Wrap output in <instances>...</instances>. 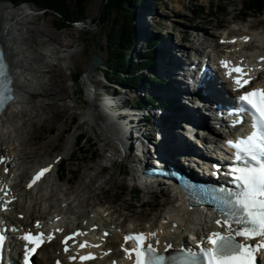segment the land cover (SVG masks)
<instances>
[{"label": "rangeland", "instance_id": "rangeland-1", "mask_svg": "<svg viewBox=\"0 0 264 264\" xmlns=\"http://www.w3.org/2000/svg\"><path fill=\"white\" fill-rule=\"evenodd\" d=\"M102 1L87 0V5H85L87 19L80 24H72L65 28L59 27L50 12L36 11L33 6L28 4L29 9L26 12L28 13L26 17L28 23L23 26L25 28L21 32L17 33L18 47H22L27 54L30 52L33 54L36 51L44 56L45 61L53 66H59V71L54 68V73H43V75H46V80L51 79L52 75L57 77L58 82L55 83L54 88L61 97L56 99L50 97V99L41 96L40 100L47 106H50V102H54L60 107L71 106L73 109L63 115H57L50 111L41 112L34 119L38 125L35 130H31L27 124L23 125L25 119L21 118L6 126L9 130H14L17 133L18 145L29 141L26 148L23 146L17 148V153L21 156V160L18 161L19 171L17 173L14 169L15 175L11 179L19 186L18 190L22 189L30 172L38 166L46 165L56 159L39 187L31 191L34 197L45 194L49 198L47 203L41 202V207H38L34 213L41 215L44 205L48 206L50 202L55 201L56 197L66 200V194L75 193L83 187L82 183L87 184L96 173L100 172V176L84 192L85 196H80V200L85 198L83 201L87 202H82L81 210L86 213L96 205L97 208L100 205L101 207H111V209H117L120 212V219L125 220L123 225L125 228L133 227L145 230L148 225L157 224L166 214L173 202L171 195L168 194V191L158 187L145 186L144 179L141 180L144 177L140 179L138 176L135 178L132 176L130 168L134 166L129 163L132 160L127 161L120 154L113 157L112 148L104 147L105 143L100 141L103 136L99 135L98 124H108L106 119L101 122L93 117L84 123L81 121L90 112L99 113L98 110L103 108L102 105L105 101L110 100V96H115L114 100L121 108L135 104L144 106L142 103H137L140 97L147 101L151 99L160 103L165 98L161 97L158 91L166 87L157 84L150 88L133 86L122 88L118 84L108 86L105 83L100 67L105 60V29L94 22L99 17ZM146 1L149 4L135 11L138 36L130 53L135 54L138 59L144 44L143 39L145 41L152 38L156 40L154 45L159 48L162 55L154 58L150 68L141 67L139 70L148 78L162 76L152 72L159 59L170 60L171 56L181 59L188 54L191 58L190 47L192 44L198 46L203 37H206L212 45L217 46L214 52L212 48H208V45L211 44L203 45V49L207 50L206 53L212 52L220 56L227 53L225 47L220 45V39L224 32H228L229 37L251 33L264 34V7L259 13L249 12L242 17L240 0H230L224 4L218 0ZM221 4L224 5L223 13L217 11V7ZM48 32L60 34L62 44L69 45V47L61 49L60 45L50 43L46 38ZM165 42L174 45L176 49H171L170 52L168 49H164ZM256 44H251L248 50L256 49L259 45ZM5 49L3 50L6 53ZM5 55L7 56V53ZM91 70L93 71L91 72ZM74 74H80V76L73 82L70 77ZM29 78L34 87L42 92V87L38 85L40 78L37 74L31 73ZM85 78L88 81L83 83ZM104 86L109 89L107 90L108 96L103 92L105 91ZM28 96L29 94L18 92L16 99H19L23 104L18 105L15 110L22 109L28 115L27 119H30V112L33 110L31 106L26 105L29 101ZM145 105H153L161 110L172 106L171 103L161 106L154 102L152 104L145 103ZM183 130L179 129L181 133H184ZM78 135L83 137L80 144H77ZM31 139L32 143H30ZM23 148L26 153L28 152V155L24 154ZM128 150L129 155L134 151L131 152L129 147ZM85 151L94 152V159H89ZM169 153L175 157L174 152L170 151ZM192 165L193 163H191ZM129 166L130 168H128ZM22 192L24 191L17 192V195H21L18 201L23 202L24 210L30 211L34 203L30 197L23 196ZM136 192L138 193L137 198L134 195ZM165 200L166 202H164ZM18 209V211H22V209ZM22 215L19 214L16 218L18 219Z\"/></svg>", "mask_w": 264, "mask_h": 264}, {"label": "bare ground", "instance_id": "bare-ground-1", "mask_svg": "<svg viewBox=\"0 0 264 264\" xmlns=\"http://www.w3.org/2000/svg\"><path fill=\"white\" fill-rule=\"evenodd\" d=\"M0 6V46L3 49L6 48V57H8L7 61L12 71L15 90L19 93L29 94V101L26 105L31 106L33 110V112H30V119H27L28 115L22 109L15 110L18 105L23 104L17 99L8 105L0 115V155L4 158V163H0V186L3 188V191H0V205H3V201L8 198H12V202L6 205L8 210L0 216V220L3 223L12 224L15 228L13 235L7 238V245L12 254L13 264H19L17 262L21 254L19 232L23 230L34 233L38 229L43 228V230H47L53 235L52 241L40 246L34 255L33 260L37 264H51L55 257L60 259L62 264H78L75 261H70L69 257L75 254H78V256L86 255L89 252L95 255L96 259L86 264H110L112 260L115 262L119 260L120 252L118 248L123 245L122 234L126 232L129 233L137 230L144 233L156 232L157 237L149 240V242L156 246L158 251H162L166 243H170L172 249H178L180 245L187 244L193 238L199 241V237L203 232L213 229L212 219L208 218V216H197L195 210L185 205L178 192L171 195L173 202L160 221L157 224L148 225L145 230L133 227L125 228L123 226L125 220L123 218V220L120 219V212L117 209H111V207H101L100 205L97 208L96 205V207L84 213L81 210V205L86 201H83L85 198L80 200V196H85L84 192L96 181L100 176V172L96 173L87 184L82 183L83 187L79 188L75 193L66 194V200L56 197L55 201L50 202L48 206L44 205L42 207L43 211L41 215L34 214L37 208L41 207L40 203H47L49 198L45 194H39L38 197L32 196L31 191L36 190L40 183L31 190L25 189V186L18 190L19 186H17L15 181H12L11 178L15 175L14 169L18 173V161L21 160V156L17 153V148L19 146L25 147L29 141L27 140L25 143L18 145L17 133L14 130H9L6 126L12 121L16 122L21 118L25 119L23 125L27 124L31 130H35L38 125L34 119L41 112L46 113V111H50L57 115H63L72 111L73 108L71 106L60 107L54 102H50V106H47L40 100L41 96L52 97V99L61 97L60 93L54 88L55 83L58 82L57 77L52 75L51 79L46 80V75H43V73H54V68L56 71H59V66H53V64L45 61L44 56L36 51L33 54L31 52L27 54L22 47H18L17 33L21 32L25 28L23 26L28 23L26 22L28 5L22 4L19 7H14L8 3H2ZM243 37L249 38L247 42L242 39ZM46 38L50 43L60 45L61 49L69 47V45L65 46L62 44L60 34L58 33L48 32ZM230 39H233L235 43H229ZM221 40L224 41L223 45L227 50L226 54L220 55L221 57L212 52L206 53L207 50L203 49V45L209 43L206 37L200 39L198 46L192 44L190 47L191 52L194 56L206 58L209 64H213L215 68L211 71L210 76L214 75L217 78L220 75L218 70L220 60H231L234 63L243 61V65L248 68L254 67L253 69L258 72L247 89L264 88V63L260 62V58L264 57V34L251 33L229 37L228 32H226L222 34ZM253 43L259 45L256 44L258 47L249 51L248 48ZM163 48L168 49L169 52L171 49H176L169 42H165ZM208 48H212L214 51L217 46L211 44L210 46L208 45ZM189 56L188 54L181 59L177 56H171L170 60L165 61L159 59L152 69L153 74L158 73L162 75L168 82L166 88L160 89L158 94L164 98L172 97L175 101L172 108L161 110L153 107V105H145L147 102L144 103V106L135 104L133 105L134 107L131 105L121 108L114 98H110V100L105 101L102 105L103 108L98 110L99 113L90 112L81 121V123H84L93 117L99 119L101 122L105 119L108 121L106 125H104L105 123L98 124L100 129V134H98L103 136V139H100V141L105 143V148H112L113 157L116 154H120L127 161L132 160L129 163L134 166L130 168L134 178L138 176L141 179L142 177L139 166L145 165L148 169H155L158 168L154 166L156 163L164 165L168 162L183 172L189 171L191 163H195L193 152L196 151L191 142H197L196 138L200 135L203 136L202 133L208 128L200 124L201 121L204 118L208 120H216L218 118L216 114L207 118L203 113V109L204 111H210L213 108L209 106L210 101H212L211 105H213V102H216L215 99L222 101L221 98H223L219 92H214V88L209 83L210 80L203 81L200 86L195 85V87H200L204 91V96H199L197 91H193L190 94L184 90L186 86L183 83L184 80L181 74L184 66H186V62L190 61ZM36 61L38 62L37 64ZM31 73L37 74L40 78V80L38 79V85L42 87V92L32 84V80L29 78ZM222 79L223 82L221 81V83L223 84L226 81V77L223 76ZM85 81H88V79L85 78L82 82L84 83ZM224 87H226L225 84H223ZM203 98L205 103L203 102ZM109 108L112 109L111 113L108 111ZM179 129H182L184 133H181ZM208 132L216 134L215 130L208 129ZM30 143H32V139ZM135 146H138L137 150L140 152L137 157L132 152ZM204 146L211 150L215 149L214 145L209 146L208 143H205ZM128 147L132 152L130 155ZM24 150L23 148L24 154L28 155V152L26 153ZM170 151L175 152V157L174 155H170ZM55 160L42 166H50L51 168ZM57 160L60 161V159ZM5 169H7V172H5ZM209 177L212 178L211 176ZM5 185L7 186L6 188H4ZM155 186H158V184ZM160 189L167 191L164 188ZM20 190L24 191L22 192L23 196L30 197L34 203L30 211L24 210L23 202L18 201L21 195H17V192H20ZM5 192L8 195L4 197L3 194ZM86 200H89L88 197ZM18 208L22 209V211H18ZM19 214L23 215L20 219H17L16 216ZM202 218L203 222L201 221ZM32 219L35 220L29 222ZM34 222L39 223L40 227H34ZM173 224L176 225L175 228L172 227ZM57 229H61L62 231H57ZM77 232L86 233V235L75 236L67 242L68 251H62L61 246L65 244L61 245L60 240L64 238V235ZM105 232L108 233L107 236L104 235ZM156 239L160 241L158 246L156 245ZM84 241L90 244L98 243L99 247H86L84 251L77 249L79 244ZM74 242L76 243L75 245H73ZM247 242L257 244L260 240H249ZM106 252L108 255H105ZM258 252L260 253L258 264H264V250Z\"/></svg>", "mask_w": 264, "mask_h": 264}, {"label": "snow or ice", "instance_id": "snow-or-ice-1", "mask_svg": "<svg viewBox=\"0 0 264 264\" xmlns=\"http://www.w3.org/2000/svg\"><path fill=\"white\" fill-rule=\"evenodd\" d=\"M242 39L247 42L249 38ZM228 42L235 43L234 40ZM260 62L264 63V57L260 58ZM219 63L225 69V77L231 80L233 90L240 93L238 111L247 112L251 117V131L246 136L227 142L234 149V161L238 162L234 163L228 172L236 190L221 187L217 190L219 194L214 197L219 205L217 210L223 217V220H216L215 223L225 230L223 233L211 231L204 241L196 245L197 251L182 247L175 254L167 256L159 252L152 243L147 242L157 237L156 232L126 235L125 243L131 242L134 247L129 249L122 245V250L125 258L132 261V264H255V253L264 250V88L256 87L241 92V89H246L254 79L250 75L253 69L244 66L243 61L234 63L230 60H220ZM11 83L7 65L0 57V105L13 99ZM240 122L236 121V123ZM0 163H4L3 157H0ZM48 171L50 166L38 171L28 187L31 188ZM217 171H219L218 168ZM6 187L5 185L4 188ZM0 191H3V188H0ZM4 195L7 196L8 193L5 192ZM10 202V200L4 201L0 209L7 210L6 205ZM233 224L240 227L233 228ZM36 227H40L39 223ZM172 227L175 228L176 225L173 224ZM57 231L62 230L57 229ZM80 235H86V233L77 232L72 236H66L62 243L67 245L69 240ZM104 235L107 236L108 233L105 232ZM237 237H242L244 242H238ZM257 238L260 240L257 244L247 243ZM3 239L0 236V245ZM22 239L29 245L24 252V264H29L30 257L36 249L45 242V239L51 240L53 236L48 234L45 237L43 232L36 234L29 232L25 233ZM159 244L160 241L156 239V245ZM205 244L208 246H203ZM86 247H99V245H93L87 241L79 244L81 249ZM171 249L172 245L166 243L164 252H169ZM64 250L68 251L67 246ZM105 255L108 253L106 252ZM70 258L76 259V257ZM93 259L96 257L91 252L79 256L81 264ZM113 264L116 262L113 261Z\"/></svg>", "mask_w": 264, "mask_h": 264}, {"label": "trees", "instance_id": "trees-1", "mask_svg": "<svg viewBox=\"0 0 264 264\" xmlns=\"http://www.w3.org/2000/svg\"><path fill=\"white\" fill-rule=\"evenodd\" d=\"M159 1V0H156ZM222 4L230 0H218ZM2 3H8L11 6L19 7L22 3L30 4L36 11L50 12L59 24V27H67L72 24H80L85 19V5L87 0H0ZM241 16L250 13H259L264 7L263 0H240ZM146 0H103L100 8L99 17L96 22L105 29V60L100 65L101 74L105 82L110 86L118 84L119 87H148L164 84L161 78H148L139 71L141 67H151L158 51L155 47V39L144 40L139 58L130 53L134 47L138 30L135 24V11L147 5ZM217 7V11L223 13L224 5ZM202 9V8H201ZM131 55V56H130ZM133 58L134 60H132ZM80 74L71 76L74 82L78 80ZM149 103L160 104L159 101L149 100ZM147 101V102H148ZM146 100L143 97L138 99V104H144ZM162 105L164 103H161ZM81 135L77 136V144L82 141ZM89 159H94V152L85 151ZM64 173V171H62ZM62 177H64L62 175ZM137 192L134 194L137 198Z\"/></svg>", "mask_w": 264, "mask_h": 264}]
</instances>
